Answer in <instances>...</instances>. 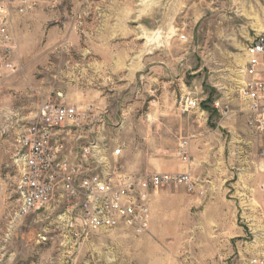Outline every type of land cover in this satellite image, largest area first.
I'll return each instance as SVG.
<instances>
[{"label": "rangeland", "instance_id": "rangeland-1", "mask_svg": "<svg viewBox=\"0 0 264 264\" xmlns=\"http://www.w3.org/2000/svg\"><path fill=\"white\" fill-rule=\"evenodd\" d=\"M31 1L27 12L8 22L15 70L0 75V264H197L185 242L190 227L173 225L191 214L172 199L159 202L162 222L140 235L126 227L71 228L63 200L19 215V138L38 119L43 102L74 106L90 116L77 122L69 138L81 134V144L96 141L123 170L136 165L142 174L141 154L136 162L110 154L133 132L143 139L148 113L185 110V99L193 98L197 106L186 110L225 111L213 118L223 126L216 130L214 163L209 155L198 170L213 168L223 179L230 164L249 171L256 156L262 174L254 178L264 179V130L249 125L240 93L246 46L264 33V0ZM239 156L245 161L236 163ZM255 200L262 255L250 254L249 237L245 251L227 264H264V193Z\"/></svg>", "mask_w": 264, "mask_h": 264}, {"label": "built area", "instance_id": "built-area-1", "mask_svg": "<svg viewBox=\"0 0 264 264\" xmlns=\"http://www.w3.org/2000/svg\"><path fill=\"white\" fill-rule=\"evenodd\" d=\"M31 6V0H0V74L15 70L8 22ZM245 54L240 93L250 112L249 125L264 130V33L246 46ZM184 106L193 108L197 101L186 98ZM88 115L74 106L50 101L40 105L38 119L19 138L23 167L15 186L18 214L28 215L63 200V215L71 228L126 227L143 234L151 222V191L166 186L191 190L192 177L187 173H128L102 154L96 141L81 144V134L69 138L72 128ZM120 151L118 147L112 154Z\"/></svg>", "mask_w": 264, "mask_h": 264}, {"label": "crops", "instance_id": "crops-1", "mask_svg": "<svg viewBox=\"0 0 264 264\" xmlns=\"http://www.w3.org/2000/svg\"><path fill=\"white\" fill-rule=\"evenodd\" d=\"M168 111L160 109L158 114L148 113L143 120L150 128L143 133V139L133 132L120 151L133 162L139 160L141 154L146 163L143 173H187L195 183L193 192L186 191L184 186H166L151 191L149 230L162 222L163 209L159 202L172 199L181 204L183 212L191 214L189 220L177 219L173 225L190 227L189 235H183L187 237L185 242L191 243V256L197 264L205 261L209 264L208 260H216L212 264H227L232 254L240 257L241 251H245L249 237L253 242L249 246L250 254L261 257L262 215L255 196L264 193V179L254 178L257 173L262 174L258 171L262 169L259 157H250L249 171L239 172L238 166L230 164L223 179L215 177L213 168L212 173L200 172L199 165L208 163L209 155L210 162L214 163L216 130L223 126L214 125L213 118L225 111L208 112L198 108ZM245 159L239 156L236 163ZM124 170L136 173L137 166H131L130 171ZM220 181L223 185L218 183ZM249 219L252 222L249 223Z\"/></svg>", "mask_w": 264, "mask_h": 264}]
</instances>
